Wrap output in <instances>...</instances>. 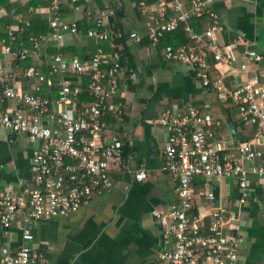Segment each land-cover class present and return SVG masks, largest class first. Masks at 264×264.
Masks as SVG:
<instances>
[{
  "label": "built area",
  "instance_id": "built-area-1",
  "mask_svg": "<svg viewBox=\"0 0 264 264\" xmlns=\"http://www.w3.org/2000/svg\"><path fill=\"white\" fill-rule=\"evenodd\" d=\"M48 1L47 5H30L28 9L47 18V33L32 35L30 45L18 41L30 25L29 21L22 22L18 14V24L0 35V45L9 60L8 66H0V125L38 142L33 158L35 186L24 187L17 193L0 189V227L8 232L14 219L23 214L20 231L26 240L35 238L30 224L68 216L96 194L114 188L111 167L122 154L123 142L117 136L106 137L107 123L103 118L110 113L121 114V85L128 73L135 75L133 68L124 65L118 50L106 49L107 43L115 48L109 29L113 9H87L85 18L92 25L84 28L77 20L66 21L61 0ZM138 1L147 17L148 31L143 35L133 30L129 38L136 42L148 39L151 45L159 46L166 33L183 25L188 42L178 46L167 44L165 58L195 72L206 88L212 83L210 53L218 64L232 66V48L216 40L224 25L210 0ZM194 17L206 25L203 27L200 21L191 23ZM82 35L97 40L95 52L80 57L63 51L61 47L66 41ZM47 43H55L59 49L48 57L49 75L61 77L57 95L40 94V85L35 91L16 88L12 82L20 68L19 61L39 55ZM246 55L256 61L264 60V54L255 50ZM21 72L23 77L39 82L47 80V75L34 66H25ZM239 72H248L246 62L240 64ZM256 75L230 92L240 121L255 128L251 137L243 138L235 146L216 135L220 122L209 112L207 102L189 104L183 113L168 107L158 117L157 122L166 133L161 168L172 176L178 199L166 209H152L164 241L156 254V264H239L245 237L228 229L229 207H214L207 219L195 210V204L202 196L215 201V179H236L240 203L246 201L256 181L264 184V66ZM84 77L90 79L88 87L94 101L81 107L79 85ZM47 84H52L51 79ZM8 99L16 100V104L3 108L2 103ZM134 177L146 180L147 169L139 168ZM197 177L203 180L204 189L199 193L195 189ZM0 264H50V259L43 249L24 244L15 251L2 253Z\"/></svg>",
  "mask_w": 264,
  "mask_h": 264
},
{
  "label": "crops",
  "instance_id": "crops-1",
  "mask_svg": "<svg viewBox=\"0 0 264 264\" xmlns=\"http://www.w3.org/2000/svg\"><path fill=\"white\" fill-rule=\"evenodd\" d=\"M10 1L23 6L28 0ZM61 1L66 21L83 22L84 28L92 25L85 18L87 9H113L115 13L110 19L109 29L114 42L116 38H123L119 44L115 42V47L122 50L124 65L135 71V75L128 73L121 85L120 98L124 102L121 114L106 119V137L112 139L117 136L123 142L122 154L111 167L114 188L96 194L88 204L68 216L30 224L35 234L32 240L23 239L20 227L24 225V215L19 214L8 232L0 227V255L27 244L46 251L50 264H156V254L164 241L152 209H166L178 199L172 176L161 168L166 133L157 119L168 107L181 112L189 104L207 102L209 110L214 111L215 120L223 127L219 138L229 146L241 141L232 134L229 120L227 131L220 107L225 109L223 102L231 96L230 92L237 84L255 78L264 66V60L256 61L246 55L250 50L264 54V0H210L224 25L216 34V40L230 46L235 58L232 66L228 67L218 64L210 53L212 88L204 87L195 72L168 61L160 46L151 45L147 39L136 42L128 37L133 30L143 35L148 31L147 17L137 0ZM7 11L6 5L0 2V17L7 15ZM32 19H35L32 28L45 26V16L33 14ZM205 25L202 24L203 27ZM9 26L0 25V32H6ZM97 45L95 38L82 35L76 40L66 41L61 48L69 55L88 57ZM54 48L58 49L55 43H47L37 56L44 57L48 64V57L55 53L52 51ZM107 48L114 47L107 43ZM243 62L248 65L246 74L239 72ZM8 63L0 45V66L6 67ZM23 67L16 69L12 84L28 91H35V87L40 85L42 94L43 82L23 77ZM60 79L57 92L61 86ZM53 87V81L51 85L47 84L49 90ZM15 104L16 100L8 99L2 107ZM230 118L234 123L240 120L238 113ZM237 129L244 138L246 131ZM37 146L38 142L31 141L26 134L12 133L0 125V189L17 193L24 187L35 186L33 158ZM141 167L148 172L144 181L134 177V172ZM255 184L246 201L240 203L241 192L236 179H215L212 186L215 201L202 196L195 204L198 212L207 219L214 207H229L228 229L245 237L239 264H264V184L260 181ZM195 189H198L197 184Z\"/></svg>",
  "mask_w": 264,
  "mask_h": 264
},
{
  "label": "trees",
  "instance_id": "trees-1",
  "mask_svg": "<svg viewBox=\"0 0 264 264\" xmlns=\"http://www.w3.org/2000/svg\"><path fill=\"white\" fill-rule=\"evenodd\" d=\"M0 2L3 5H6V7L8 9V14L0 17V25H7V26L13 25L14 26V25L18 24V22H19L18 19H15V16L18 14H21L22 22H24V23H26L28 21L30 22V25L27 26V28L24 30V32L21 33V35L19 34L20 37H19L18 41H25V43L27 45H30V43H31L30 37L32 35L39 34V33H47L49 31L50 28H49V23H48L47 18L45 19V23H44L45 26L44 27H42L40 29L32 28V24L35 21V19H32L33 14L28 11L30 5H47L49 3L48 0H28L23 6H21L20 3H11L10 0H0ZM80 2H85V0H82ZM77 3H79V2H77ZM137 3L139 6L138 0H137ZM39 19H44V18H39ZM198 21L202 22V24H205L202 19H198L195 17L190 19V22L193 24L195 22H198ZM79 25H80V27H83V22L79 23ZM5 33L6 32H0V35H4ZM120 39H121V41L123 40L122 36L120 38L115 39L116 44L120 43ZM188 40L189 39L187 37V34L185 33L184 26L181 25L178 29H176L172 32L166 33V35L162 38L159 46L162 48L163 53L165 54V48H166L167 44H173L174 46H178L180 44L188 42ZM106 49L108 50V48H106ZM58 50L59 49L54 48L52 51L56 53V52H58ZM115 50H118L120 53L122 51L118 47L111 48L108 51H115ZM95 51H96V48H95L94 52ZM123 59L124 58L122 55V61H123ZM19 63L21 64L20 65L21 67L26 66V65H28V66L32 65V66L36 67L37 69H40L42 72H44L47 75V80L52 79V81L54 82V87L52 90H49L47 88V80H46L45 82H43L42 94L43 95L48 94L47 96H50V97H54L55 95H57L56 92H57V89L59 88L58 81L61 77L58 74L49 75V66H48L47 62L45 61L44 57L40 58L38 56H30L25 60L19 61ZM89 81H90L89 77H84L81 84L79 85L80 89H81V92L79 95V103H80L81 107L91 105L94 101V97L92 95H90V92H89V87H88ZM212 86L213 85L211 83L209 85V87L212 88ZM223 103L225 105V109L222 108V106H221L220 107L221 108L220 114L222 115V120H224L223 122L226 125L227 131H229L228 120L230 117H233V115L235 113H238V106L235 104V102L231 96H229L228 99ZM181 112L182 113L185 112L184 109ZM209 112L214 115V111L209 110ZM113 116L114 115L112 113H110L107 116H105L103 119L106 121L107 118H110V117L113 118ZM235 124H236L237 128H240V129H243L246 131V133L244 132V138L245 139L249 138L253 135V133H254V127L253 126L247 125V124L241 122L240 120L236 121ZM222 133H223V127L219 126L217 131H216V135L219 137ZM196 184H197V188H198V189H196V192L199 193L203 190V180L201 177L196 178ZM195 206H196L195 210H197V205H195Z\"/></svg>",
  "mask_w": 264,
  "mask_h": 264
},
{
  "label": "water",
  "instance_id": "water-1",
  "mask_svg": "<svg viewBox=\"0 0 264 264\" xmlns=\"http://www.w3.org/2000/svg\"><path fill=\"white\" fill-rule=\"evenodd\" d=\"M229 122H230V129L233 135L237 136L238 139L242 140L243 139V135L240 131H238L236 124L231 120V118H229Z\"/></svg>",
  "mask_w": 264,
  "mask_h": 264
}]
</instances>
